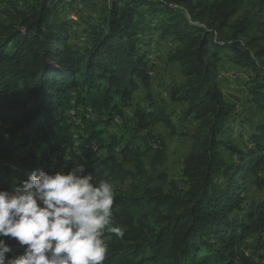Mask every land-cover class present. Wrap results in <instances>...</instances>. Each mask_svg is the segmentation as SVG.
<instances>
[{
	"label": "trees",
	"instance_id": "1",
	"mask_svg": "<svg viewBox=\"0 0 264 264\" xmlns=\"http://www.w3.org/2000/svg\"><path fill=\"white\" fill-rule=\"evenodd\" d=\"M0 1V190L37 168L54 174L78 164L97 186L142 178L147 157L158 163L167 149L150 130L163 124L174 134L180 109L197 124L182 171L188 188L114 194L111 224L124 235L105 234L103 264H264V202L244 205L243 196L250 180L264 191V123L250 136L255 148L225 142L236 107L219 85L224 57L251 71L250 102L264 116L262 9L240 16L244 0H112L88 20L80 47L60 18L64 0ZM148 36L173 45L167 60L181 80L168 99L149 95V108L128 118L134 94L150 88L139 48Z\"/></svg>",
	"mask_w": 264,
	"mask_h": 264
},
{
	"label": "clouds",
	"instance_id": "2",
	"mask_svg": "<svg viewBox=\"0 0 264 264\" xmlns=\"http://www.w3.org/2000/svg\"><path fill=\"white\" fill-rule=\"evenodd\" d=\"M85 172L83 164L54 174L37 168L22 185L0 190V264H103V234L124 232L111 224L112 184L97 186ZM5 238L23 252L13 254Z\"/></svg>",
	"mask_w": 264,
	"mask_h": 264
},
{
	"label": "rangeland",
	"instance_id": "3",
	"mask_svg": "<svg viewBox=\"0 0 264 264\" xmlns=\"http://www.w3.org/2000/svg\"><path fill=\"white\" fill-rule=\"evenodd\" d=\"M111 4L112 0H96L88 3H82L79 0H64L58 4L60 18L66 22L73 37L69 44H78L80 47H84L87 44V36L84 31L87 29L88 20L102 15ZM259 9H262L264 20V1L244 0L240 16L247 12H256ZM3 12V5L0 1V25L7 21ZM139 48L148 53L145 63L149 71L150 88L141 86L134 94L132 107L125 110L128 118H131L130 116H133L138 108H149L147 99L149 95L156 99H168L171 86L181 80L179 67L169 64L167 60L169 53L174 48L172 44L161 42L157 36H148L141 39ZM253 76L251 71L236 67L227 57H224L220 64L219 85L227 101L236 107V112L229 123L223 140L243 149L255 148L250 136L258 126L264 123L263 114L250 102L248 84ZM181 112L179 109L172 120L176 127L174 134L163 124H157L150 130L152 134L164 139L167 144L163 159L155 163L152 156L149 155L145 161L146 175L142 178L128 179L116 185L112 184L115 195L122 193L135 197L147 189L163 188L166 192H177L188 188L182 171L184 161L193 147L192 135L197 129V124L182 120ZM224 157L229 163L237 162V158L230 156L229 153H225ZM126 167L133 171L131 164H127ZM58 170L64 171L63 168ZM243 196L245 197L244 205L253 201L264 202V191H258L252 185L251 180L245 185ZM105 234L108 233L105 232L102 238L107 243L109 237ZM260 253L264 256V250Z\"/></svg>",
	"mask_w": 264,
	"mask_h": 264
}]
</instances>
